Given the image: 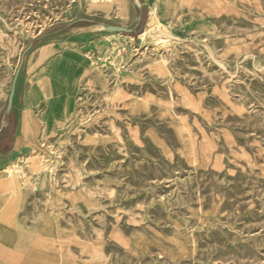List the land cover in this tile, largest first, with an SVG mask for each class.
Wrapping results in <instances>:
<instances>
[{"label": "rangeland", "instance_id": "1", "mask_svg": "<svg viewBox=\"0 0 264 264\" xmlns=\"http://www.w3.org/2000/svg\"><path fill=\"white\" fill-rule=\"evenodd\" d=\"M146 2L0 0V121L37 47L87 35L71 105L45 83L56 123L6 170L20 215L64 264H264V0Z\"/></svg>", "mask_w": 264, "mask_h": 264}, {"label": "crops", "instance_id": "2", "mask_svg": "<svg viewBox=\"0 0 264 264\" xmlns=\"http://www.w3.org/2000/svg\"><path fill=\"white\" fill-rule=\"evenodd\" d=\"M143 1L146 6L147 0ZM81 31L77 29L67 34L72 39L50 40L35 49L17 98L18 106L14 108L17 119L0 121V264H64L59 249L51 245L44 229H33L24 222L20 215L21 181L16 175H8L6 170L19 151L33 142L40 128H49L56 123L47 127L41 118L46 110L45 101L50 99L45 83L51 88L58 86V90H52L51 108L55 112L71 105L85 73L84 70L79 72L81 53L70 46L72 41L80 45L87 41V35H80ZM77 72L79 75L76 76ZM38 107H43L39 114L36 112ZM5 114L10 117L13 111H5ZM10 137L12 141H6L8 144L4 148L3 141Z\"/></svg>", "mask_w": 264, "mask_h": 264}, {"label": "water", "instance_id": "3", "mask_svg": "<svg viewBox=\"0 0 264 264\" xmlns=\"http://www.w3.org/2000/svg\"><path fill=\"white\" fill-rule=\"evenodd\" d=\"M140 21V18L137 19V23ZM104 29L106 31L112 32V33H123V34H131L133 32V28H124V27H116V26H105ZM22 61L20 62V65L15 73L13 82L11 84V89H10V93L8 96V101H7V107H6V111L9 112L11 110L12 107V102H13V96H14V92H15V85H16V80H17V76L19 74L21 65H22Z\"/></svg>", "mask_w": 264, "mask_h": 264}, {"label": "bare ground", "instance_id": "4", "mask_svg": "<svg viewBox=\"0 0 264 264\" xmlns=\"http://www.w3.org/2000/svg\"><path fill=\"white\" fill-rule=\"evenodd\" d=\"M165 10V8H164ZM160 12H161V6L160 4H156L154 5L150 11H149V19L147 21V24L150 25V26H153L155 24L158 23V19H159V15H160ZM164 12V11H163ZM162 15V14H161ZM162 18V17H161ZM99 29H104V27H99ZM112 33V32H111ZM145 33H141L140 36H144ZM85 61V60H84ZM80 69V68H79Z\"/></svg>", "mask_w": 264, "mask_h": 264}, {"label": "trees", "instance_id": "5", "mask_svg": "<svg viewBox=\"0 0 264 264\" xmlns=\"http://www.w3.org/2000/svg\"><path fill=\"white\" fill-rule=\"evenodd\" d=\"M144 11H145V9H143V11L139 12L140 21H139V25L138 26H141L142 23L145 20V15L142 13ZM140 32H141L140 30H137V31H133L132 34L138 35ZM5 111H6V109H5Z\"/></svg>", "mask_w": 264, "mask_h": 264}]
</instances>
